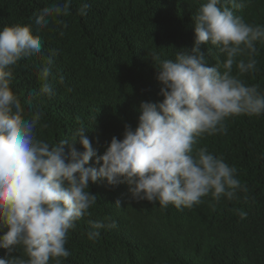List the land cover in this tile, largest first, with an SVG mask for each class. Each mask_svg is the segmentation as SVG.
Wrapping results in <instances>:
<instances>
[{"label": "trees", "instance_id": "obj_1", "mask_svg": "<svg viewBox=\"0 0 264 264\" xmlns=\"http://www.w3.org/2000/svg\"><path fill=\"white\" fill-rule=\"evenodd\" d=\"M53 2L0 0V29L33 25L34 14ZM84 2L90 7L80 16ZM203 2L72 0L70 14L61 17L63 25L53 21L42 32L34 30L43 41L42 50L12 68L11 89L26 117L42 113L37 138L54 144L83 126L100 156L113 136L122 138L125 124L135 129L141 101L162 100L151 53L174 59L177 51L191 48L192 17ZM234 12L246 23L264 26V0H246ZM257 49V71L241 78L264 90V44L257 42ZM201 51L209 66L226 59L211 45ZM49 57L54 62L51 97L40 92V70ZM225 124L227 134L206 136L198 146L235 166L246 192L218 203L206 196L192 209L169 205L161 210L158 204L132 200L125 183L91 184L97 203L70 233V256L64 264H264V115L237 116ZM106 217L117 227L100 229L99 239L88 240L91 223ZM4 254L0 249V257Z\"/></svg>", "mask_w": 264, "mask_h": 264}, {"label": "clouds", "instance_id": "obj_2", "mask_svg": "<svg viewBox=\"0 0 264 264\" xmlns=\"http://www.w3.org/2000/svg\"><path fill=\"white\" fill-rule=\"evenodd\" d=\"M245 2L204 0L192 17L191 48L177 51L174 59L151 53L162 100L141 101L135 129L125 124L122 138L113 136L100 156L83 126L54 144L38 139L42 113L26 117L11 89L12 68L42 50L34 30L42 32L53 21L63 25L72 0H54L35 13L34 29L21 24L0 29V229H6L0 235L5 250L0 264H64L70 233L97 203L89 187L101 181L112 187L125 183L132 200L161 210L192 209L206 196L218 203L247 191L235 166L198 146L206 136L227 134L229 118L264 115V90L241 78L257 71V42L264 44V26L246 23L234 12ZM89 7L81 3L78 14L86 16ZM204 45L226 59L209 66ZM53 63L47 58L40 70V92L48 97L55 95L49 81ZM116 227L111 217L94 221L87 239Z\"/></svg>", "mask_w": 264, "mask_h": 264}]
</instances>
